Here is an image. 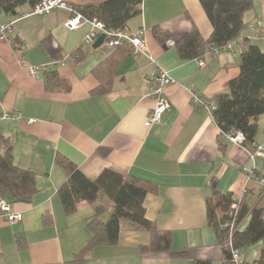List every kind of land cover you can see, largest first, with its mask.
Here are the masks:
<instances>
[{"label":"crops","instance_id":"1","mask_svg":"<svg viewBox=\"0 0 264 264\" xmlns=\"http://www.w3.org/2000/svg\"><path fill=\"white\" fill-rule=\"evenodd\" d=\"M102 1L67 0L74 6ZM30 11L26 3L19 15ZM70 16L68 10L56 9L45 16L21 18L13 27L14 42L0 40V114L19 111L23 117L0 119V151L6 143L11 145L14 163L37 174L38 188L31 202L11 203L23 214L22 220L10 224L0 213V264H66L87 246V222L94 208L81 201L74 213H64L58 188L67 174L55 160L58 154L90 179L112 169L155 183L156 192L145 198L146 216L159 229L172 233L169 252L142 254L139 248L149 243V233L123 221L117 244L93 247L83 264H191L193 259L223 264V249L205 212L210 180L215 177L217 188L233 197L246 190L243 199L251 205L264 189L255 181V177H264V160L257 162L254 177L249 178L243 169L252 166L248 150L229 141L225 151L220 150V129L206 109L193 105L192 93L203 99L227 93L228 81L240 72V56L222 52L180 59L178 40L194 27L203 39L212 33L200 0H143L141 13L129 21V31L145 29L154 63L127 46L117 50L85 43L92 26L84 23L68 29L65 22ZM10 18L2 15L0 23ZM263 18L264 0H254L245 19ZM155 26L170 34L165 44L153 35ZM250 35L246 29L241 38ZM262 40L248 44L259 45ZM110 57L116 66L110 90L93 93L100 84L94 68ZM200 59L205 63L202 67ZM27 64L41 67L36 78L27 71ZM157 67L175 80L165 89L172 106L160 122L146 127V117L155 104L146 96L147 86ZM50 72L67 81L68 88H48L45 79ZM256 122L255 141L262 143L264 115ZM45 214L51 215L50 225L44 224ZM108 216L109 212L101 219ZM17 235L23 236L21 247ZM262 245L242 249L243 258L249 263L257 259Z\"/></svg>","mask_w":264,"mask_h":264},{"label":"trees","instance_id":"2","mask_svg":"<svg viewBox=\"0 0 264 264\" xmlns=\"http://www.w3.org/2000/svg\"><path fill=\"white\" fill-rule=\"evenodd\" d=\"M142 2L143 0H104L96 5L72 7L87 19L97 18L109 29L128 31L129 21L141 13ZM26 3L24 0H0V17L19 15V8ZM200 3L213 30L209 38L203 39L194 27L189 34L178 40L176 46L181 60L201 58L212 48L222 47L241 38L252 22L247 21L245 15L253 10L254 0H200ZM29 4L32 5L31 2ZM152 32L162 44L170 38V34L158 26L153 27ZM247 46L246 51L240 55L238 76L227 83L229 91L212 98L216 104L213 120L220 129L219 148L222 152L226 149L227 133L243 132L244 147L250 151L258 143L255 141L259 129L256 119L264 115V49L255 44ZM125 47L126 45H121L115 48L119 50ZM114 62L113 57H110L94 68L100 84L93 93L105 94L110 90L116 68ZM45 81L48 88L61 85L68 88L67 81L60 79L56 72L47 73ZM55 160L67 174L66 180L58 188L64 213H74L81 201H87L94 208V215L87 222L89 242L66 264H83L85 255L97 245L117 244L123 221L128 222L132 229L149 233V243L139 248L142 254H161L171 250V231L159 229L146 216L145 198L149 193L156 192L155 183L112 169H105L97 178L90 179L64 156L58 154ZM209 187L210 194L205 199L207 223L216 232L223 249V264H236L232 259L228 234L220 229V225L228 219L234 197L217 188L215 177L211 178ZM37 191V174L17 166L14 163L12 146L6 143L4 150L0 151V196L11 203H29ZM107 212L109 216L103 221L101 216ZM263 214L264 189L251 205L243 199L238 213L232 239L233 248L241 251L247 246L263 242L258 258L251 263L244 259L242 264H264ZM246 218H249L247 225L240 229ZM43 221L50 225L51 215L45 214ZM16 242L21 247L23 236L17 235ZM191 264H210V261L193 259Z\"/></svg>","mask_w":264,"mask_h":264},{"label":"built area","instance_id":"3","mask_svg":"<svg viewBox=\"0 0 264 264\" xmlns=\"http://www.w3.org/2000/svg\"><path fill=\"white\" fill-rule=\"evenodd\" d=\"M24 1H26L27 3H32L31 11L28 13L17 15L15 17H11L8 21L0 23V40L8 41L11 43L14 42L13 27L14 24L21 18L31 15L45 16L56 9H66L71 14V16L65 22V26L68 29H77L84 23H89L92 26L91 31L85 36L84 39L87 44H93L99 37V35L104 34L103 44H106L107 46L112 48L126 45L134 53L146 54L153 63L155 62L153 56L148 53L144 28H138L134 31L109 29L102 21L98 20L97 18H85L80 12L75 11L72 5L67 2V0ZM247 29L251 31L250 36L228 42L226 45L219 48H212L207 53L211 55H218L222 52H231L240 56L246 51L249 41L264 39V18L252 21L251 23H249ZM20 47L22 50L25 48L22 45H20ZM204 64V61L200 59L199 66L202 67L204 66ZM26 69L32 77L36 78L41 70V67L37 65L27 64ZM174 82L175 80L169 75L166 70L161 67L156 68L147 86L146 96L153 98L155 104L146 117V127H151L153 124L160 122L165 112H167L171 108L172 104L165 94V89L167 88V86L173 84ZM192 103L196 108L206 109L209 113V116L213 119V112L216 108L214 100L203 99L197 93L193 92ZM14 118L21 119L23 117L19 111L3 112L0 114V119L3 120H10ZM27 122L33 123L34 119H28ZM225 137L231 143L244 146L245 135L241 131L227 133ZM247 150L248 157L252 163V166L243 167V169L247 172L248 177L252 179L254 177L257 162L264 160V142L255 143L253 145V151H250L249 149ZM255 181L264 188V177H255ZM245 192L246 190H243L241 194L234 197L230 205L228 219L220 225V229L226 231L228 234V241L231 248L232 259L236 264H242L244 261L242 252L238 249L233 248L232 239L236 228V220ZM0 213L10 224L17 223L23 218V214L21 212L15 211L12 208L11 202L3 196H0Z\"/></svg>","mask_w":264,"mask_h":264},{"label":"water","instance_id":"4","mask_svg":"<svg viewBox=\"0 0 264 264\" xmlns=\"http://www.w3.org/2000/svg\"><path fill=\"white\" fill-rule=\"evenodd\" d=\"M104 41V34L99 35L96 41L93 43L94 48H98L103 44Z\"/></svg>","mask_w":264,"mask_h":264},{"label":"rangeland","instance_id":"5","mask_svg":"<svg viewBox=\"0 0 264 264\" xmlns=\"http://www.w3.org/2000/svg\"><path fill=\"white\" fill-rule=\"evenodd\" d=\"M104 45H106V44H104ZM102 46L103 45H101L100 47H102ZM259 46H260V48L264 49V40H262L261 42H259Z\"/></svg>","mask_w":264,"mask_h":264}]
</instances>
